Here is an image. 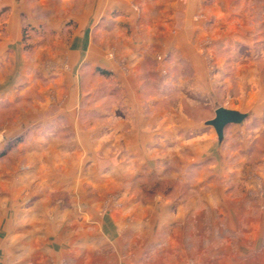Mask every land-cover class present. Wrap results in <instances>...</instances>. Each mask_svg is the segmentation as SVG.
<instances>
[{
	"label": "crops",
	"instance_id": "obj_1",
	"mask_svg": "<svg viewBox=\"0 0 264 264\" xmlns=\"http://www.w3.org/2000/svg\"><path fill=\"white\" fill-rule=\"evenodd\" d=\"M263 25L264 0H0V134L4 145L19 139L0 147V208L14 209L10 222H20L15 209L27 196L25 224L62 207L40 234L48 254L78 257L94 254L99 238L138 239L147 223L163 222L174 249L191 256L205 223L242 225L217 232L216 245L232 255L224 242L247 237L255 257L261 225L264 234V198L250 193L253 165L264 175ZM208 46L219 64L216 96L250 98L225 107L246 118L222 140L208 119L183 109L165 119L157 109L159 95H213ZM146 176L171 177L189 194L145 192ZM65 233L90 246L65 250Z\"/></svg>",
	"mask_w": 264,
	"mask_h": 264
},
{
	"label": "rangeland",
	"instance_id": "obj_2",
	"mask_svg": "<svg viewBox=\"0 0 264 264\" xmlns=\"http://www.w3.org/2000/svg\"><path fill=\"white\" fill-rule=\"evenodd\" d=\"M256 14L257 17H262L261 15H263V13L259 10L256 12ZM202 19H204L202 15H197L195 18L196 21ZM260 30L262 32H258L257 35L259 34L260 37H264V25ZM195 38L198 42L199 40H203L202 45H205V43L209 45V42L211 41L210 36L207 38H200L197 33ZM203 51L207 57L209 71L208 81L210 83V93L213 95L207 96V101H204L203 99L196 96H185L183 93H176L175 96L159 95V106L157 109L162 111L160 113V117L163 118L165 116L166 119L168 114L171 116L172 109L173 112L183 109L182 111H179V113H184L191 119L202 121L207 119L209 120L215 117V110L219 106L239 107V105H242L244 101H248L250 99L249 96L245 94L239 96L220 94L218 97L216 96L215 71L217 70V67H219V64L216 62V52L211 49L210 46H208V49H204ZM161 60L162 57L159 58V61ZM240 61H242V59ZM152 93L153 96H155V91H152ZM156 97L158 96L156 95ZM198 100H203L201 101V107H196L193 105V103H197ZM209 129L211 130V128ZM261 140L264 142V137H262ZM0 147H5V145L2 143ZM160 154L162 155L163 152H160ZM230 155V151H228V158L231 157ZM255 167L256 166L253 165L252 170L250 171V178L255 184V187L251 188L252 190L250 193L251 195H254L258 198H264V175H261V172L258 171L259 169H256ZM144 183L145 192H147L146 188L150 187V189H152L150 193L160 192L165 197L171 195L170 191L173 189H176L179 194H185L186 196L189 194L188 189L186 190L180 181L174 180L171 177L152 178V176H148L144 180ZM217 184L220 183L218 182ZM228 185H230V183H228ZM234 194L241 195V191H236ZM26 196L27 195L25 194L24 197ZM112 199L114 206H119L118 197L114 196ZM24 200L25 205L19 209H15L17 217L16 219L20 220V222H17L16 224L11 223L9 220L13 218L14 209L8 207L0 208V217L5 219V223H0V264H264V261H261V259L259 260L262 252H264V234L262 225L261 231H256V236H254L256 244L255 257L249 254V249L251 247L246 246L248 240L247 237L224 242L230 243L228 251L232 255H224L223 257L221 255V251H219L222 249V247L218 248L216 245L220 244L218 242H221L217 241V232L221 231L222 229L227 231V229L231 226H234L236 231H239L242 229V225H240V229L237 230V226L235 225L205 223L203 225V229H201L203 234L199 235L197 239L190 240V243L193 246L191 247L190 251H192L193 254L191 253V256H184V249L182 247H176L178 248L176 250L174 249L175 247L172 246V244L174 245V242L173 240L169 239L171 236L168 233L169 225L165 222H163V224H159L158 226L156 225L155 227H152L151 224L147 223L144 226L145 233H143L144 236L142 238L137 239L134 238L135 236L131 238L128 234L127 238L118 240V242L113 241L114 243H110V241L108 242L107 240L104 242V240L100 238L96 240L94 245H92V242H90L91 246H95L96 248L94 254L90 256L82 255L78 257L72 256L73 254L62 255L60 253L48 254L46 248L50 247V238L48 242V240L45 238V235L40 234V232L45 230V227H47L45 224L48 221H45L44 218H47L51 222V220H53L56 215L62 211V207L46 209L47 215L44 216L42 214H37L43 209L33 208L31 212L33 214H37V218H35L36 222L25 224L23 222L25 220L23 208H27V206L33 204L34 200L29 196L23 198V201ZM108 210H111V207L100 208V213L105 214V212ZM207 210L208 214L210 215L211 209L207 208ZM39 217H42L43 220L40 221ZM147 220H145V223L148 222ZM55 229L56 227L53 226L52 230L54 231ZM25 230L29 232L27 236H24L23 232ZM157 232H161L160 236H157L156 239L152 238L150 234L153 233L157 235ZM15 234L17 235L16 237H14ZM30 235L34 236V238L30 239ZM63 237L62 248L65 250L67 248L72 250L74 247L87 248L90 246L86 240H74L73 237L67 233H65ZM231 244L236 246H232ZM237 244H239V246H237ZM59 247L61 246L59 245ZM116 247L120 249L118 250V253H116ZM224 248H226V246ZM136 251L139 252V254H136ZM174 253L177 254L174 255ZM255 259L256 261H254Z\"/></svg>",
	"mask_w": 264,
	"mask_h": 264
},
{
	"label": "water",
	"instance_id": "obj_3",
	"mask_svg": "<svg viewBox=\"0 0 264 264\" xmlns=\"http://www.w3.org/2000/svg\"><path fill=\"white\" fill-rule=\"evenodd\" d=\"M245 118L246 115L237 110L218 107L215 111V117L208 120V124L214 127L219 140H222L225 129L229 125L241 123Z\"/></svg>",
	"mask_w": 264,
	"mask_h": 264
},
{
	"label": "trees",
	"instance_id": "obj_4",
	"mask_svg": "<svg viewBox=\"0 0 264 264\" xmlns=\"http://www.w3.org/2000/svg\"><path fill=\"white\" fill-rule=\"evenodd\" d=\"M17 141H19V139L8 142V143L5 145V147H4L2 153H5V152H7L8 150H10L13 146H15V144L17 143Z\"/></svg>",
	"mask_w": 264,
	"mask_h": 264
},
{
	"label": "built area",
	"instance_id": "obj_5",
	"mask_svg": "<svg viewBox=\"0 0 264 264\" xmlns=\"http://www.w3.org/2000/svg\"><path fill=\"white\" fill-rule=\"evenodd\" d=\"M3 143V136L0 134V145Z\"/></svg>",
	"mask_w": 264,
	"mask_h": 264
}]
</instances>
